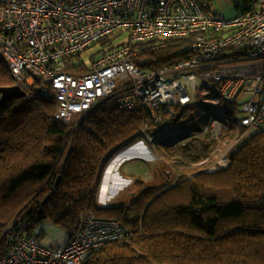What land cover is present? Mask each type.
I'll list each match as a JSON object with an SVG mask.
<instances>
[{"label": "built area", "instance_id": "2783aa9c", "mask_svg": "<svg viewBox=\"0 0 264 264\" xmlns=\"http://www.w3.org/2000/svg\"><path fill=\"white\" fill-rule=\"evenodd\" d=\"M229 2L236 14L223 19L209 0H0V62L26 96L53 99L61 123L113 97L120 112L148 114L158 127L152 134L145 133L149 124L141 129L150 144L183 145L199 133L219 144L229 136L200 163L213 173L227 166L247 131L264 127V0ZM122 32L126 37L97 51L90 66L79 58ZM167 39L186 40L187 56L155 69L134 62L141 53L134 46L151 44L152 51ZM184 109L192 111L185 127H171ZM130 235L87 214L63 245L47 248L13 220L1 235L0 264H84L90 253Z\"/></svg>", "mask_w": 264, "mask_h": 264}, {"label": "trees", "instance_id": "16d2710c", "mask_svg": "<svg viewBox=\"0 0 264 264\" xmlns=\"http://www.w3.org/2000/svg\"><path fill=\"white\" fill-rule=\"evenodd\" d=\"M114 38L94 46L105 52L116 46ZM148 45L133 48L141 50L134 62L143 69L188 52L186 40L167 39L152 51ZM13 84L0 62V88ZM56 107L39 96L0 105V239L13 220L28 237L41 238L35 229L43 220L69 237L89 214L113 220L131 235L106 243L84 264H264V127L238 141L227 166L213 173L199 161L215 141L200 142L196 154L190 143L196 138L183 146L149 143L166 170L158 167L156 180L174 182L147 188L137 181L139 192L129 201L102 206L99 183L109 161L144 137L143 125L149 124L146 134L158 127L145 112H120L113 97L69 123L54 119Z\"/></svg>", "mask_w": 264, "mask_h": 264}, {"label": "rangeland", "instance_id": "374dc122", "mask_svg": "<svg viewBox=\"0 0 264 264\" xmlns=\"http://www.w3.org/2000/svg\"><path fill=\"white\" fill-rule=\"evenodd\" d=\"M209 5L211 12L219 18L230 19L236 14L235 6L231 2H229V0H209ZM122 33L123 34H117V36L115 35L113 45L119 44L126 37V34L124 32ZM99 49V46H93L85 52L81 53L79 58L85 65L90 66L92 56L95 55ZM191 114L192 111L188 110L184 114V116H182L181 120L177 123H174L171 127H185L184 119ZM235 131L236 130H234L233 133ZM257 131L258 128L250 129L246 132L244 136L245 139L249 138ZM197 139L203 140V142L207 141L205 140L206 137L203 136L202 133L198 134ZM245 139L243 141H245ZM223 140L224 142L221 141L219 144H215L213 147H211L210 151H214L217 148L218 154L220 150L219 148L225 147V143L229 140V136H225ZM188 143L189 142H186L184 143V145ZM190 143L193 147L191 148V152L193 154H196L194 153L196 148H202V145H200L196 140L191 141ZM149 146H151L149 144V141H147L146 138L142 136L138 142L134 143L130 147H127L126 149H123L118 155L116 154L117 156L115 155L109 161V164L105 172L103 173L101 181L99 183L98 198L101 204H113L115 202L126 203L135 195V193L139 192L138 188L140 187V185L135 186L134 184L137 181L144 182L143 186L147 188L152 186L160 187L163 184H171L174 182L173 178L169 182L167 181V178H158V180H156L157 177L154 172L158 171V167H161V165L163 167V164L156 157L154 149H148ZM150 151L153 152L154 155H151ZM200 156L201 159L199 161V165L201 161L206 159V157H203L202 155ZM210 161L211 158L206 163H210ZM162 167L160 168V170L166 171L163 170L164 168ZM142 170L144 171L139 175V172ZM170 177L171 176L169 175L168 178ZM132 180L134 181V183L132 182ZM35 233L41 235L43 246L47 248L60 246L64 243L67 237V232L62 227L51 223L49 220H43L42 222H40L35 229Z\"/></svg>", "mask_w": 264, "mask_h": 264}, {"label": "water", "instance_id": "95a60500", "mask_svg": "<svg viewBox=\"0 0 264 264\" xmlns=\"http://www.w3.org/2000/svg\"><path fill=\"white\" fill-rule=\"evenodd\" d=\"M0 105L10 99H22L25 98L26 94L19 87L12 86L8 88H0Z\"/></svg>", "mask_w": 264, "mask_h": 264}, {"label": "crops", "instance_id": "0c3cea01", "mask_svg": "<svg viewBox=\"0 0 264 264\" xmlns=\"http://www.w3.org/2000/svg\"><path fill=\"white\" fill-rule=\"evenodd\" d=\"M195 140H196L199 144H200V142H203V140H199V139H197V138H196ZM195 140H194V141H195ZM151 148H153V147H152V146H149L148 149H151ZM192 148H193V147H192ZM199 150H201V147L196 148V150L194 151V153L198 152ZM150 154L152 155L153 152L150 151ZM153 155H154V154H153ZM150 169H151V168H150ZM143 171H144V170L140 171V172H139V175H140ZM149 171H151V170H149ZM154 173H155V172H154ZM155 175H156V174H155ZM132 182L134 183L133 180H132ZM109 204H110V203H107V204H105V205L101 204V205H102V206H106V205H109ZM66 236H67V237H66V240H67L68 235H66ZM66 240H65V241H66ZM65 241H64V243H65ZM64 243H63V244H64ZM63 244H61V245H63ZM61 245H60V246H61ZM56 247H57V246H56Z\"/></svg>", "mask_w": 264, "mask_h": 264}]
</instances>
